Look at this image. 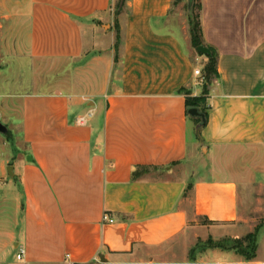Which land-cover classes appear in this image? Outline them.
Listing matches in <instances>:
<instances>
[{
	"label": "crops",
	"instance_id": "0c3cea01",
	"mask_svg": "<svg viewBox=\"0 0 264 264\" xmlns=\"http://www.w3.org/2000/svg\"><path fill=\"white\" fill-rule=\"evenodd\" d=\"M115 2L0 0V122L22 119L0 162V264H264V223L249 257L194 253L251 233L249 191L264 189V0H200L218 76L193 159L180 90L204 85L179 0Z\"/></svg>",
	"mask_w": 264,
	"mask_h": 264
},
{
	"label": "rangeland",
	"instance_id": "374dc122",
	"mask_svg": "<svg viewBox=\"0 0 264 264\" xmlns=\"http://www.w3.org/2000/svg\"><path fill=\"white\" fill-rule=\"evenodd\" d=\"M125 0H116L115 2V11H117L120 7H122V2L124 3ZM180 6L176 9V13L177 16L179 18V21L185 25L188 29V38H189V43H190V47L192 48V52L194 53L195 58H198L199 61L198 64L200 66H202L201 72L203 77L205 78L206 76V68L207 65L210 62V55H205L203 53H201L198 50V47L194 44V42L192 41V35H191V16L193 14L194 17V21L197 22L198 21V13H200V0H194L192 6L189 5V0H179ZM177 4V3H176ZM204 45V44H202ZM35 66L33 65V68ZM35 69V68H34ZM48 69H49V74L50 77L51 75L53 76L57 69H56V65L54 63L49 62L48 63ZM32 77H34V73L33 70L31 68V63L30 62H25L23 64V67L21 69V74L19 76V79L21 81H23L25 84L21 85L20 88L24 91H29L32 87L31 84H29V82L27 83V81L31 80ZM26 81V82H25ZM202 84H205V80L202 82ZM40 88H45L44 85H41ZM201 111H203L200 108ZM204 112V111H203ZM205 113V112H204ZM198 119V121H197ZM21 117L19 116V114L16 112L15 114H8L6 118H2L0 123L5 124L6 126H8V128L10 129V133L6 134V133H2L0 132V162L2 159H4L3 156H6V158H10V160L12 159L11 157L15 156L21 149H22V123H21ZM196 129L194 127L190 128V132H189V140H190V145H189V151H190V159H193L192 157L195 158V151H196V140H197V132L199 133V130L201 128V124H202V119L201 118H196ZM197 130V131H196ZM13 160V159H12ZM11 160V161H12ZM203 164L200 165V174L201 175H206V171L204 168H202ZM10 165H8L7 167H9ZM198 172V173H199ZM197 174H195L196 176ZM1 185V182H0ZM250 193L253 192V196L249 199L247 208L244 210V218L247 221V223L243 224L244 227L243 229L241 228L239 233H242V236L244 237L245 234H247L248 232L252 231L256 232V229L258 226L262 225L264 223V189H259V190H250ZM241 195H242V200H243V207H245L246 205V201H247V195H248V190L244 187H242L241 189ZM209 243L211 244V242H207L204 240H201L198 242V244L195 246L194 249V253L196 251H198V249H200V247L203 246V244L209 245ZM232 243V240H230V242H224L225 245H229ZM229 257L228 256H223L220 258L221 262L218 263H213V264H228L227 261H229ZM212 261V260H211Z\"/></svg>",
	"mask_w": 264,
	"mask_h": 264
},
{
	"label": "trees",
	"instance_id": "16d2710c",
	"mask_svg": "<svg viewBox=\"0 0 264 264\" xmlns=\"http://www.w3.org/2000/svg\"><path fill=\"white\" fill-rule=\"evenodd\" d=\"M199 8L201 10V3L199 5ZM198 21H194L193 14L191 16V35H192V41L194 44L198 47L202 44H204L203 35H202V26H201V19H200V13L197 15ZM205 45V44H204ZM212 51V54L209 56L210 62L207 65L206 68V76H205V84L203 88V93L200 96H191V92L189 90L181 89L180 93H185L187 95V104L188 106H198L200 107L205 113H207V110L209 106L207 105V97L209 94V85L211 84L213 78L218 76V70H217V59H218V53L215 49L212 47H209ZM232 240V243L229 245H225L224 242H230ZM256 240H257V232L249 233L242 239H228L224 242L214 243L211 242V246H219L224 248H234L237 249L240 253L250 256L251 252L255 249L256 246Z\"/></svg>",
	"mask_w": 264,
	"mask_h": 264
},
{
	"label": "water",
	"instance_id": "95a60500",
	"mask_svg": "<svg viewBox=\"0 0 264 264\" xmlns=\"http://www.w3.org/2000/svg\"><path fill=\"white\" fill-rule=\"evenodd\" d=\"M193 2H194V0H189V5L192 6ZM198 50L205 55H211L212 54L211 49L205 45H200L198 47ZM188 112L193 117L201 118L203 124L206 123V114L203 111H201L198 106H194V105L190 106L188 108ZM2 128H3V126L0 125V129H2Z\"/></svg>",
	"mask_w": 264,
	"mask_h": 264
},
{
	"label": "built area",
	"instance_id": "2783aa9c",
	"mask_svg": "<svg viewBox=\"0 0 264 264\" xmlns=\"http://www.w3.org/2000/svg\"><path fill=\"white\" fill-rule=\"evenodd\" d=\"M195 74L198 75L200 78H201V81L203 82L205 80V78L203 77L202 75V72H201V69L197 68L195 70ZM92 114L89 113V116H91ZM79 121L80 122H85V117L82 116L79 118ZM103 221L104 222H110V223H113L115 222V218L112 217L111 215H109L108 213H105L104 216H103ZM24 255H25V249L24 248H21L18 255H17V258L19 260H22L24 258Z\"/></svg>",
	"mask_w": 264,
	"mask_h": 264
}]
</instances>
